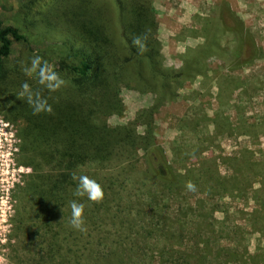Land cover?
Instances as JSON below:
<instances>
[{
	"label": "trees",
	"instance_id": "trees-1",
	"mask_svg": "<svg viewBox=\"0 0 264 264\" xmlns=\"http://www.w3.org/2000/svg\"><path fill=\"white\" fill-rule=\"evenodd\" d=\"M17 1L15 24L0 19V117L12 126L18 139L17 164L31 169L12 190L15 205L10 223L14 234L26 230L27 236L33 234L37 264L255 261L247 242L241 246L247 241L246 234L257 232L258 241L264 238V156L258 162L254 157L257 151L250 146L225 155L207 150L206 154L196 153L198 160L190 165L177 168V150L172 148L168 157L155 121L161 106L174 100L185 81H194L198 75L215 87L212 95L222 101L225 78L220 70L224 64L220 62L211 76L204 66L208 65L206 59L224 56L218 43V35L224 31L234 33L233 68L249 65L259 55L261 49L243 20L225 6L218 18L208 19L204 42L188 48L182 65L174 68L164 61L154 0H49L37 8L32 6L35 0ZM41 19L63 20L69 37L42 45L43 36L29 29ZM145 32L147 51L141 54L131 40ZM38 44L41 46L36 47ZM34 55L47 61L65 81L56 92L42 89L51 114L34 115L26 100L18 98L24 82L33 89L40 87L22 71ZM239 85L242 82L232 80L227 96ZM123 88L151 94L153 100L139 108L131 121L111 123L112 116L125 110ZM208 119L213 124L212 134L229 136L240 128L251 133L248 124L230 116L221 120L217 111ZM255 126L257 134H264L261 123ZM117 159L121 167L116 174H109V165ZM138 163L140 171L125 194L116 183L127 180L128 171ZM220 164L227 169L223 174ZM74 171L103 186L101 203L73 195ZM260 173L263 180L255 179ZM187 181L196 185V191L186 189ZM246 191H251L256 206L240 210L245 214L244 226L228 223V209L222 208L228 204L215 197L242 198ZM72 200L85 205L86 232L69 225ZM112 207L123 214L119 221L125 227L113 239L102 236L96 240L97 222L110 215ZM216 211L222 212L221 218L216 217ZM28 222L30 229L25 228ZM124 231L128 232L126 239Z\"/></svg>",
	"mask_w": 264,
	"mask_h": 264
},
{
	"label": "rangeland",
	"instance_id": "rangeland-1",
	"mask_svg": "<svg viewBox=\"0 0 264 264\" xmlns=\"http://www.w3.org/2000/svg\"><path fill=\"white\" fill-rule=\"evenodd\" d=\"M49 0H35L34 8L41 6ZM159 21L158 37L162 42V53L165 64L169 67L178 68L182 65V55L188 48H195L204 42L206 37L204 28L209 18H218L219 11L228 6V9L236 13L237 17L243 20L244 24L253 33L260 53L249 64L243 67H232L231 53L235 47L234 33L224 31L219 33L218 43L224 50L222 58L212 56L206 59L204 68L211 76L213 70L217 71V65L224 64L220 72L225 78L223 82L224 96L218 101L212 95L216 92L215 87L210 85L202 75H198L194 81H185L184 86L178 90L174 100L166 101L156 114L157 134L169 158L172 156V148L177 150V157L174 165L177 168L188 166L195 159L198 160V152L207 153L213 150L214 154H233L244 146H250L257 151L254 157L260 162L264 156V134L259 131L255 124L261 123L264 128V0H154ZM17 0H0V19L7 24H15L14 16L18 11ZM228 9L227 12L231 13ZM30 16V15H29ZM231 19V17H228ZM61 19H41L29 29L40 33L43 36L42 45L52 40H64L70 35L65 29ZM38 44L36 47L41 46ZM208 55V54H207ZM205 56V55H204ZM210 70V71H209ZM224 74V75H223ZM232 80L242 82L236 87L234 93L227 96L226 91ZM211 81V80H210ZM121 95L125 104V110L120 116H112L111 123H126L134 118L136 111L152 102L151 94L140 93L134 90L123 88ZM214 111L220 112L221 120L230 116L231 120H239V123L248 124L249 132L242 128L239 133L232 135L221 133L212 134L214 128L212 117ZM234 125H238L237 123ZM0 117V264H37V257L34 254V236L18 231L14 234L10 218L14 212L15 201L11 193L16 183H20L21 173L16 169V153L8 151V143L14 142L10 124ZM14 133V132H13ZM15 134V133H14ZM15 138V135H14ZM12 139V141H11ZM255 148V149H254ZM260 149V152L258 151ZM240 150V151H241ZM262 150V151H261ZM121 160L111 162L108 167L110 174H116L121 167ZM140 163L134 166L133 171H128L127 180L118 179L116 187L129 190V185L134 180L139 170ZM230 167V166H229ZM221 173L226 172V166L219 165ZM228 172V171H227ZM262 179L263 174H257L255 179ZM263 180V179H262ZM259 186L258 182L254 183ZM264 184V183H263ZM251 192V191H250ZM246 191L244 197L216 196L220 202L225 201L228 206V223H239L244 226L246 223L245 214L240 210L250 211L256 205L252 200L251 193ZM126 194V193H125ZM193 196L194 193L192 192ZM239 210V211H238ZM111 213L105 219L97 222L98 228L95 231L96 240H102V236L113 239L119 234L125 224H120L119 217L122 213ZM216 217L221 218L222 212L216 211ZM31 223H26V229H30ZM251 231V228H249ZM124 231L123 238L126 239ZM14 234L11 238L10 235ZM247 248L251 254H255V261L248 264H264V238L257 240L258 233L246 234ZM248 261V260H247Z\"/></svg>",
	"mask_w": 264,
	"mask_h": 264
},
{
	"label": "clouds",
	"instance_id": "clouds-1",
	"mask_svg": "<svg viewBox=\"0 0 264 264\" xmlns=\"http://www.w3.org/2000/svg\"><path fill=\"white\" fill-rule=\"evenodd\" d=\"M148 33L134 35L131 43L136 47L139 53L147 51ZM22 71L29 78H35L39 88L33 89L31 85L24 82L21 85L22 90L18 94V98L26 100L32 107L33 114L39 115L43 112L52 113V107L48 103V99L42 94V89H47L49 92L58 91L65 81L60 75L47 63L41 56L34 55L31 58L30 64L22 66ZM73 181L76 182V187L73 192L75 197H86L87 200L93 203H101L104 199L105 192L103 186L94 178L87 174L73 172L71 174ZM188 191H196V185L192 181H187L185 185ZM70 219L69 225L78 231L86 232L84 211L85 205L78 200L70 201Z\"/></svg>",
	"mask_w": 264,
	"mask_h": 264
},
{
	"label": "built area",
	"instance_id": "built-area-1",
	"mask_svg": "<svg viewBox=\"0 0 264 264\" xmlns=\"http://www.w3.org/2000/svg\"><path fill=\"white\" fill-rule=\"evenodd\" d=\"M7 124H9V123L6 122L5 125L7 126ZM13 132L14 131H11L10 135L12 136V139L14 142L8 143V151L10 152V154L18 151V139L16 136L14 138L15 134ZM12 139H11V141H12ZM16 169L18 170V172L21 173L20 179H21L23 174H25L31 170L29 166H24V165H18Z\"/></svg>",
	"mask_w": 264,
	"mask_h": 264
}]
</instances>
